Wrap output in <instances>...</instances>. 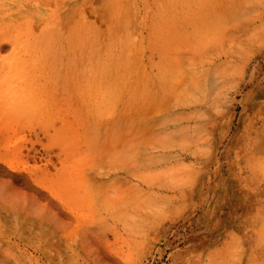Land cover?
<instances>
[{"label":"rangeland","instance_id":"1","mask_svg":"<svg viewBox=\"0 0 264 264\" xmlns=\"http://www.w3.org/2000/svg\"><path fill=\"white\" fill-rule=\"evenodd\" d=\"M0 264H264V0H0Z\"/></svg>","mask_w":264,"mask_h":264},{"label":"bare ground","instance_id":"2","mask_svg":"<svg viewBox=\"0 0 264 264\" xmlns=\"http://www.w3.org/2000/svg\"><path fill=\"white\" fill-rule=\"evenodd\" d=\"M103 157H104V156H103ZM103 157H102V158H103Z\"/></svg>","mask_w":264,"mask_h":264}]
</instances>
